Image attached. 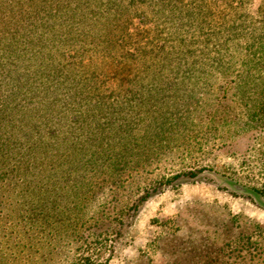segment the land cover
Returning <instances> with one entry per match:
<instances>
[{
  "label": "rangeland",
  "instance_id": "1",
  "mask_svg": "<svg viewBox=\"0 0 264 264\" xmlns=\"http://www.w3.org/2000/svg\"><path fill=\"white\" fill-rule=\"evenodd\" d=\"M184 6L193 54L149 9L115 54L86 53L108 133L28 179L52 205L7 197L0 264H264V0Z\"/></svg>",
  "mask_w": 264,
  "mask_h": 264
},
{
  "label": "trees",
  "instance_id": "2",
  "mask_svg": "<svg viewBox=\"0 0 264 264\" xmlns=\"http://www.w3.org/2000/svg\"><path fill=\"white\" fill-rule=\"evenodd\" d=\"M184 7V0H0V211L11 207L7 197L31 215L52 205L28 179L50 178L52 164L91 154L84 137L103 143L112 118L102 120L96 71L77 70L86 68L84 57L119 51L130 21L147 9L172 23L173 38L193 54L182 34L195 19ZM142 99L140 109L147 107ZM127 116H121L122 129ZM28 124L30 130L23 129Z\"/></svg>",
  "mask_w": 264,
  "mask_h": 264
}]
</instances>
